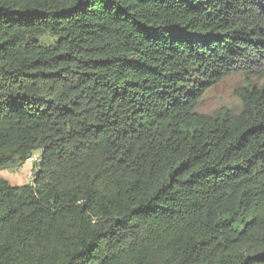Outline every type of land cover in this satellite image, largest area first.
<instances>
[{
    "label": "trees",
    "instance_id": "trees-1",
    "mask_svg": "<svg viewBox=\"0 0 264 264\" xmlns=\"http://www.w3.org/2000/svg\"><path fill=\"white\" fill-rule=\"evenodd\" d=\"M37 151L0 264H264V0H0V171Z\"/></svg>",
    "mask_w": 264,
    "mask_h": 264
},
{
    "label": "rangeland",
    "instance_id": "rangeland-1",
    "mask_svg": "<svg viewBox=\"0 0 264 264\" xmlns=\"http://www.w3.org/2000/svg\"><path fill=\"white\" fill-rule=\"evenodd\" d=\"M244 83L241 75H231L210 90L200 99L195 112L201 115L214 117L223 111L239 113L242 109L240 100L234 91ZM41 152L31 154L24 164H17L0 171V178L8 181L13 186L31 185L38 170V161Z\"/></svg>",
    "mask_w": 264,
    "mask_h": 264
},
{
    "label": "built area",
    "instance_id": "built-area-1",
    "mask_svg": "<svg viewBox=\"0 0 264 264\" xmlns=\"http://www.w3.org/2000/svg\"><path fill=\"white\" fill-rule=\"evenodd\" d=\"M38 163H39V161H38Z\"/></svg>",
    "mask_w": 264,
    "mask_h": 264
}]
</instances>
